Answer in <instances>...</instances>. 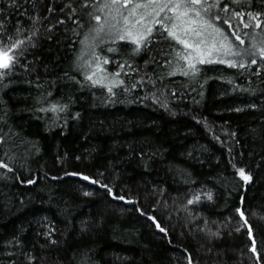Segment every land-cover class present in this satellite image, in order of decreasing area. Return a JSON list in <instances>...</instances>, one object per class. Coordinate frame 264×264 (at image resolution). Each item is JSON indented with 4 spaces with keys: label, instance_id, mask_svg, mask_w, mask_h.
Instances as JSON below:
<instances>
[{
    "label": "trees",
    "instance_id": "1",
    "mask_svg": "<svg viewBox=\"0 0 264 264\" xmlns=\"http://www.w3.org/2000/svg\"><path fill=\"white\" fill-rule=\"evenodd\" d=\"M17 19L13 11L9 20L14 24ZM80 31L70 46L62 35L54 38L61 40L59 45L41 35L38 48L32 50L36 55L27 56L34 61L32 71L17 67L0 83V136L5 139L0 161L13 169L0 168V243L21 228L28 229L23 234L26 240L36 241L35 222L47 217L69 238L71 247L66 252L50 253L52 260L59 255L64 264L73 254L78 261L83 252L92 264H188V255L193 264H264L261 78L226 64H202L197 65L201 74L196 78L177 72L157 80L156 88L148 83L125 93L120 86L114 87L112 96L106 87L91 86L85 79V73L95 71L94 65L75 70L76 57L84 50L76 41L84 39L87 27ZM240 34L244 45L230 39L240 48H249L250 37ZM109 46L115 45L95 48L110 60L103 65L104 75L118 70V60L145 70L148 55L129 59L108 53ZM92 51L84 61L91 60ZM255 58L259 62V55ZM153 67L146 69L150 75ZM120 78L130 84L139 76L133 74L129 80L122 73ZM153 92L158 100L142 99ZM53 105L67 108L38 111ZM157 151L160 154L149 159ZM229 161L251 174L252 181L245 184ZM66 172H79L99 183ZM28 179L36 183H22ZM100 185L124 199H113ZM198 191L212 192L213 200L189 205ZM84 192L92 195L84 196ZM237 207L252 227L256 253L249 250L252 240ZM148 217H154L166 233ZM82 221L89 229L83 234ZM208 229L219 230L220 237L210 238Z\"/></svg>",
    "mask_w": 264,
    "mask_h": 264
},
{
    "label": "snow or ice",
    "instance_id": "2",
    "mask_svg": "<svg viewBox=\"0 0 264 264\" xmlns=\"http://www.w3.org/2000/svg\"><path fill=\"white\" fill-rule=\"evenodd\" d=\"M13 11L18 14L14 24L9 20ZM102 17L103 24L100 23ZM92 21L96 23L92 24ZM224 26H227V30ZM85 27L87 31L84 33V39L76 42L82 46H89L88 42H93L90 45L93 47L91 60L84 61L83 54L77 56L74 62L75 70L81 71L85 67L92 68L94 65L95 71L91 74L85 73V79L91 86L106 87L112 96L116 95L114 87L120 86L125 93H130L148 83L156 88L157 80L162 81L165 75H175L177 72L185 77L196 78L201 74L198 64H226L228 68L243 70L251 76L261 78V83L264 84V0H0V83L17 67L23 69L25 73L32 71L34 61H28L27 56L36 55L32 50L38 48L41 35L45 40L53 41L57 45L61 40L54 38L62 35L64 40L70 42V46L72 37H79L80 30ZM246 29L253 31L249 33L244 31ZM256 29H261V32L257 33ZM240 33L250 37L249 48H240L230 39L234 37L239 41V45H244L245 40L241 38ZM102 34L110 39L104 40ZM257 36L260 37L258 42ZM97 40L99 44L95 43ZM119 41L126 43L118 44ZM105 43L115 45L106 49L108 53L114 55L128 56L129 59L142 54L148 55V59L144 61L145 70L142 71L128 60H118L115 61L118 70L104 75L106 69L103 65H107L110 60L107 56L98 54L95 48ZM130 45L132 47L128 51ZM214 55L217 58H213ZM257 55L259 62L255 58ZM149 65L154 66L152 75L146 71ZM252 65L256 67L253 69ZM156 68H166L167 72L156 73ZM122 73L129 80L132 79L133 74L139 76V79L127 84L120 78ZM153 75L156 76V80H153ZM65 76H68L67 72ZM76 83L80 82L76 81ZM228 83L232 81L229 80ZM203 87L204 85L200 84V88ZM192 90L196 91L195 88ZM157 91L163 94L162 89L157 88ZM198 94L203 95L202 91ZM172 95L175 96L176 93L173 92ZM149 98L159 99L156 92H153L151 97L146 95L142 99ZM194 101L200 102L195 98ZM250 107L255 108L256 105L252 104ZM66 108L67 105H53L51 109L41 107L38 111H64ZM235 111L242 109L237 108ZM2 119L0 117V120ZM4 122L6 123V120ZM209 130H211L210 126ZM231 135L234 137L235 133ZM215 139L219 140V137ZM4 143V136H0V145ZM159 154L158 151L154 152L149 159ZM229 163L245 184L252 181L251 174H246L244 168H236L232 161ZM0 168L13 171L2 161ZM65 175L79 176L92 184L99 183L96 179L79 172H66ZM22 183L34 184L36 181L28 179ZM100 186L105 188L113 199H124L123 196H115L107 185ZM83 195L91 196L92 193L84 192ZM204 195L208 201L213 200L212 192L208 191ZM200 199L199 194H194L187 203L191 205L199 202ZM236 213L248 227V235L252 240V247L249 250L256 253V241L252 239V227L248 224L245 212L237 207ZM148 218L153 220L160 232L166 233V229L156 222L154 217ZM35 223L37 224L36 241L26 240L23 234L28 229L21 228L11 238L0 243V264H64L59 255L52 260L50 253L66 252L71 247L69 238L63 232H59L47 217ZM88 230L87 222L82 221L81 234ZM207 234L210 238H219L221 235L219 230L213 232L210 229ZM208 251L211 252V249ZM187 260L188 264H193L191 255H188ZM69 264H92V258L87 252H83L77 261L76 255L73 254L69 258Z\"/></svg>",
    "mask_w": 264,
    "mask_h": 264
},
{
    "label": "rangeland",
    "instance_id": "3",
    "mask_svg": "<svg viewBox=\"0 0 264 264\" xmlns=\"http://www.w3.org/2000/svg\"><path fill=\"white\" fill-rule=\"evenodd\" d=\"M102 36H103V39H106V35H104V34H102ZM110 38V37H109ZM125 42V41H124ZM89 44V46H84V50H83V57L85 58L86 57V55H89L90 54V50L93 48L92 46H90L92 43H88ZM213 58H217L215 55H214V57ZM213 64H216V63H213ZM199 65V64H198ZM204 193H206L205 191H198V192H196V193H194V194H199L200 196H201V199H207L206 198V196L204 195ZM193 194V195H194ZM192 195V196H193ZM200 199V200H201Z\"/></svg>",
    "mask_w": 264,
    "mask_h": 264
},
{
    "label": "bare ground",
    "instance_id": "4",
    "mask_svg": "<svg viewBox=\"0 0 264 264\" xmlns=\"http://www.w3.org/2000/svg\"><path fill=\"white\" fill-rule=\"evenodd\" d=\"M262 154V153H261Z\"/></svg>",
    "mask_w": 264,
    "mask_h": 264
}]
</instances>
